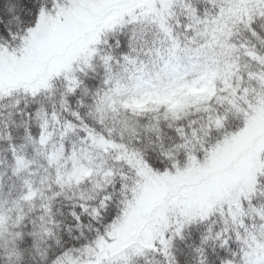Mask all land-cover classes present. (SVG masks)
Instances as JSON below:
<instances>
[{"label":"snow or ice","instance_id":"obj_1","mask_svg":"<svg viewBox=\"0 0 264 264\" xmlns=\"http://www.w3.org/2000/svg\"><path fill=\"white\" fill-rule=\"evenodd\" d=\"M0 264H264V0H0Z\"/></svg>","mask_w":264,"mask_h":264}]
</instances>
